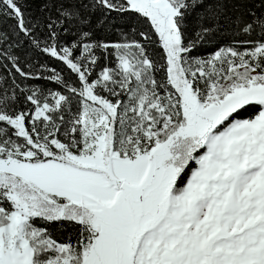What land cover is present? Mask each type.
<instances>
[{
    "label": "snow or ice",
    "instance_id": "1",
    "mask_svg": "<svg viewBox=\"0 0 264 264\" xmlns=\"http://www.w3.org/2000/svg\"><path fill=\"white\" fill-rule=\"evenodd\" d=\"M42 11L0 0V264H264V0Z\"/></svg>",
    "mask_w": 264,
    "mask_h": 264
},
{
    "label": "trees",
    "instance_id": "2",
    "mask_svg": "<svg viewBox=\"0 0 264 264\" xmlns=\"http://www.w3.org/2000/svg\"><path fill=\"white\" fill-rule=\"evenodd\" d=\"M45 0H22L23 3V8L25 11V17L26 19L32 18V19H40L42 20L44 16L46 15V12L42 11L43 4ZM15 21L13 20H6L3 17H0V30L7 31L11 33L12 26L14 25ZM95 23V21H94ZM119 25L123 26V28L127 31H132L133 26L136 27L137 29H141L144 27V25L137 24L135 20L131 18H126L125 20H120L117 22ZM97 35L99 37H104L108 36L110 39H117L119 32H113L109 34L106 30L105 31H98ZM72 37H66V39H71ZM244 39L242 36H235L232 33L229 32H224L219 35H217L211 43H206L203 46H201L199 49H197L196 54L198 55H203L207 56L209 55L212 51L216 49L218 46H226L233 40H240ZM31 46L25 44L23 49H21V56L22 59H38L40 63H53L52 61L48 60L46 57L41 56L39 54L34 53L33 51L30 50ZM27 51V55H24V52ZM159 51V49H157ZM57 67H60V65H57ZM39 84L43 85L45 82L40 81L38 82ZM53 88H55V85H52ZM248 115H252V113H245L242 118H246ZM38 226H43V225H38ZM49 231L53 234L54 238L58 239H66L69 235L73 234V230L71 226L66 225L65 227H61L60 225H54V226H49Z\"/></svg>",
    "mask_w": 264,
    "mask_h": 264
}]
</instances>
